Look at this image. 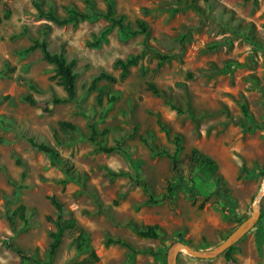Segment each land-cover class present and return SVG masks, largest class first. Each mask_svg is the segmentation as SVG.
Returning <instances> with one entry per match:
<instances>
[{"label": "rangeland", "instance_id": "obj_1", "mask_svg": "<svg viewBox=\"0 0 264 264\" xmlns=\"http://www.w3.org/2000/svg\"><path fill=\"white\" fill-rule=\"evenodd\" d=\"M114 1L131 28L147 24L146 37H122L114 27L97 43L109 24L102 17L56 25L38 16L33 0H0V14L10 11L0 21V264H34L4 240L41 264H170L176 243L212 251L253 213L264 181V0ZM40 2L59 16L85 8V0ZM93 3L104 11L103 0ZM44 25L51 27L49 50L64 45L75 61L74 101L52 103L64 96L53 66L39 49L22 53L43 37ZM138 53L120 79L115 60ZM101 71L116 80L90 90ZM29 137L55 147L64 166L51 164ZM193 150L215 163V173L196 163ZM50 196L83 229L81 248L71 229L48 255L57 215ZM19 204L28 225L17 215L13 224L6 218ZM257 205L260 217L264 188ZM147 226L158 237L137 234ZM253 233L230 245L232 262L224 252L201 259L182 249L176 264H264ZM116 239L129 247L109 242ZM90 251L98 259L84 261Z\"/></svg>", "mask_w": 264, "mask_h": 264}, {"label": "trees", "instance_id": "obj_2", "mask_svg": "<svg viewBox=\"0 0 264 264\" xmlns=\"http://www.w3.org/2000/svg\"><path fill=\"white\" fill-rule=\"evenodd\" d=\"M103 1L105 3L104 11L97 10L94 7L93 0H85L84 10H78L75 7L65 8L66 11L65 16L57 15L51 8L48 10H44L42 8V4L40 0H33V6L36 9L39 17H45L47 20H49L50 22L56 25L77 23L79 21L87 20L94 17H102L103 19L108 21L109 24L100 33V36L96 41L97 43H99L109 32V30H111L114 27L118 29V32L122 37H130L138 34H143L145 37L147 36L148 26L143 20H138L136 22L137 27L133 29L128 23H126L124 16L122 15L118 16L115 14L114 0H103ZM9 15H10L9 9L5 8L3 14H0V21L3 19H7ZM50 29L51 27L49 25H44L42 29L43 37L40 39H33L32 43L22 50V53H28L32 50L39 49L43 60L53 66V74L51 78L57 80L58 84L62 87L64 91V96L62 98L53 96L52 103L56 104L60 102H71L76 99V74L74 72L75 61L67 59L64 45H61L60 50L58 52H51L49 50L48 42L45 39V36ZM143 46L145 48H148V43L146 40L143 41ZM140 58H141V53L131 55L124 60L116 59L114 64L120 68L119 78L120 79L125 78L129 71V67L136 65ZM101 80L114 82L116 78L107 72L101 71L92 78L89 89L90 90L95 89L97 83ZM29 88L31 90L37 91L35 85L33 84H30ZM150 88L154 90V87L152 85H150ZM23 100L30 105L36 104V101L31 94H26L23 97ZM111 100H114V98L112 97ZM98 102H100L99 97H98ZM59 125L62 128H64V126L71 127L70 124L63 121L60 122ZM90 139L92 141L95 140L94 132H92ZM27 140L37 150L45 153L49 157L51 164L57 166H64V163L60 158L59 152L55 147H53L48 143L38 142L32 137L27 138ZM192 155L195 157L196 163L203 165L210 173L212 174L215 173L216 165L210 158L199 155L196 150L192 151ZM124 156L128 161V163L130 164V166L135 170L137 174H139V164L136 161H133L132 158L126 152H124ZM170 158H171V168L173 171H175L177 169V160L175 158V155L170 156ZM16 164L21 165V162L18 159H16ZM21 177L22 178L25 177V168H23ZM143 187L145 191L148 193V188L145 183L143 184ZM49 200L51 204L55 207L57 215L53 221L55 228L54 230L49 232V237L51 241L49 244L48 255L51 256L55 253L66 231L71 229L76 230L78 232L76 236V246L78 248H81L82 243L84 242L83 229L80 226H78L75 220H73L72 218H68V219L64 218L62 205L56 200L54 196H50ZM25 209L26 207L23 204H19L10 215L6 214V218L8 222L10 224H13L12 216L17 215L21 219L24 225H28V220L25 216ZM239 222H241V220ZM253 228H254L253 236L257 247V251L260 257L264 259V213L260 215ZM136 232L141 237H148V238L158 237V232L156 231L154 226H147L144 229H138ZM3 242L8 248L15 250L23 260L30 261L34 264H41V262L26 254L21 248H19L12 241L4 240ZM109 242H115L129 247L127 243H125L120 239L109 240ZM234 250L235 247L230 246L224 251L223 254L228 262L233 261L232 252ZM97 259L98 257L93 253V251H90L89 258L85 259L84 261L89 262L91 260H97Z\"/></svg>", "mask_w": 264, "mask_h": 264}, {"label": "water", "instance_id": "obj_3", "mask_svg": "<svg viewBox=\"0 0 264 264\" xmlns=\"http://www.w3.org/2000/svg\"><path fill=\"white\" fill-rule=\"evenodd\" d=\"M264 184V183H263ZM262 184V186H264ZM262 195L258 194L255 197V200L253 202V213L252 215L243 223H241L222 243H220L215 249H213L212 251H206V252H202V251H198L196 249H193V247H191L188 244H184L181 242L176 243L170 252V256H171V261L170 264H176V258H177V253L180 250H186L190 255L194 256V257H198L201 259H208V258H213L217 255H219L220 253L224 252L230 245L233 244V242L238 239L239 237H241L243 234H245L249 229H251L255 223L257 222L258 218H259V213L260 210L258 208L257 202L258 200L261 198Z\"/></svg>", "mask_w": 264, "mask_h": 264}, {"label": "bare ground", "instance_id": "obj_4", "mask_svg": "<svg viewBox=\"0 0 264 264\" xmlns=\"http://www.w3.org/2000/svg\"><path fill=\"white\" fill-rule=\"evenodd\" d=\"M263 183H264V181H263ZM264 185V184H263ZM263 188H264V186H262V188L260 189V191H259V194L260 195H262V193H263Z\"/></svg>", "mask_w": 264, "mask_h": 264}]
</instances>
